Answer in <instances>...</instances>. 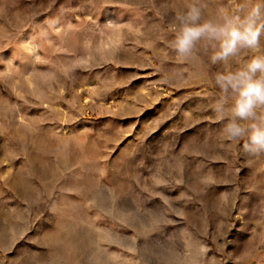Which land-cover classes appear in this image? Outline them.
<instances>
[{"label":"rangeland","instance_id":"rangeland-1","mask_svg":"<svg viewBox=\"0 0 264 264\" xmlns=\"http://www.w3.org/2000/svg\"><path fill=\"white\" fill-rule=\"evenodd\" d=\"M190 2L0 0V264H264V154L213 111L251 54L178 57Z\"/></svg>","mask_w":264,"mask_h":264},{"label":"clouds","instance_id":"clouds-1","mask_svg":"<svg viewBox=\"0 0 264 264\" xmlns=\"http://www.w3.org/2000/svg\"><path fill=\"white\" fill-rule=\"evenodd\" d=\"M207 5L191 0L176 17L171 47L188 60L203 51L212 65L227 66L244 52L251 55L235 70L219 71L213 111L222 133L248 155L264 154V0H246L234 10L220 7L205 16Z\"/></svg>","mask_w":264,"mask_h":264}]
</instances>
